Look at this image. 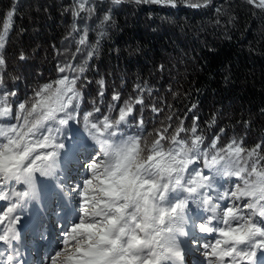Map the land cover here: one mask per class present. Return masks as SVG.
<instances>
[{"label":"snow or ice","instance_id":"1","mask_svg":"<svg viewBox=\"0 0 264 264\" xmlns=\"http://www.w3.org/2000/svg\"><path fill=\"white\" fill-rule=\"evenodd\" d=\"M95 3L74 0L78 46L55 65L54 78L41 73L30 90L7 82L2 50L13 11L0 32V264H26L17 246L21 230L31 233L40 219L46 264H186L189 254L202 257L196 264H264V141L248 146L233 136L224 142L223 128L208 138L195 114L187 125V116L175 113L165 121L163 108L145 102L146 82L125 94V81L89 79L99 40L89 44L87 28L76 21L93 15ZM109 3L201 9L211 0ZM246 3L264 14V0ZM112 23L105 14L100 27ZM77 53L86 54L73 64ZM18 59L28 56L21 52ZM93 83L95 95L86 92ZM51 181L67 203L42 206L41 218L27 215Z\"/></svg>","mask_w":264,"mask_h":264},{"label":"trees","instance_id":"2","mask_svg":"<svg viewBox=\"0 0 264 264\" xmlns=\"http://www.w3.org/2000/svg\"><path fill=\"white\" fill-rule=\"evenodd\" d=\"M73 2L0 0V32L13 11L2 50L10 87L30 90L42 82L39 74L54 78L55 65L73 56L80 36L79 31L72 32ZM94 7L93 15L76 21L79 29L87 28L89 44L99 40L85 73L89 79L104 76L117 86L125 81L121 88L125 94L132 93L135 83L146 82L151 96L146 93L145 102L163 108L165 121L175 113L187 116V125L195 114L208 138L223 128L224 142L233 136L248 146L264 141V14L246 0H211L201 9L114 5L109 0H96ZM105 14L113 23L101 28ZM100 31L106 35L100 37ZM21 52L27 61L18 59ZM84 54L77 53L71 62L78 63ZM161 64L166 71L158 70ZM17 76L19 80L13 79ZM95 90L94 83L86 88L92 95ZM145 115L152 114L148 110ZM213 118L216 123L210 127ZM80 136L85 138L86 131L80 129ZM53 197L45 205L54 208ZM49 218L54 222L55 217Z\"/></svg>","mask_w":264,"mask_h":264},{"label":"rangeland","instance_id":"3","mask_svg":"<svg viewBox=\"0 0 264 264\" xmlns=\"http://www.w3.org/2000/svg\"><path fill=\"white\" fill-rule=\"evenodd\" d=\"M49 184L50 186L40 193L39 202H34L31 205V211L29 212L28 210L27 215L35 218L43 217L44 213L42 211V206L45 205L47 199L51 201L50 199L52 195L54 197L52 202L50 203L53 204L54 208L57 205V201H59L60 203H67L65 194L55 186L56 182L51 181L49 182ZM58 197L60 198L58 199ZM39 222L34 225L31 233H29L27 228L21 230V241L17 246L21 248V251L23 252V258L26 260V264H46L48 258L47 253L49 249L47 248L45 242L40 239V233L43 231L45 222L42 219H40ZM52 222V219L49 218L47 221L49 228L53 226ZM24 223L27 225L28 220L25 219ZM17 228L19 229L20 226L17 225ZM257 255L260 256L261 253L258 251ZM201 259L202 257H200L199 254H189L186 257V264H196V262Z\"/></svg>","mask_w":264,"mask_h":264}]
</instances>
